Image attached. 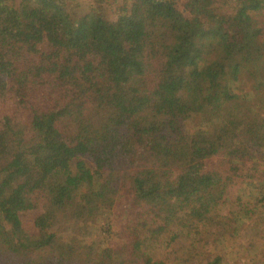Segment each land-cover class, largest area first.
<instances>
[{"label": "trees", "instance_id": "obj_1", "mask_svg": "<svg viewBox=\"0 0 264 264\" xmlns=\"http://www.w3.org/2000/svg\"><path fill=\"white\" fill-rule=\"evenodd\" d=\"M68 2L0 0V264H166L150 258L160 238L254 177L206 163L264 146V0ZM242 66L253 90L236 87ZM121 189L139 212L125 241L74 249ZM41 210L28 245L21 215Z\"/></svg>", "mask_w": 264, "mask_h": 264}, {"label": "rangeland", "instance_id": "obj_2", "mask_svg": "<svg viewBox=\"0 0 264 264\" xmlns=\"http://www.w3.org/2000/svg\"><path fill=\"white\" fill-rule=\"evenodd\" d=\"M69 6L84 13L87 9L88 0H69ZM178 3H181L178 1ZM183 9V5L179 6ZM256 14V15H255ZM253 15L256 23L264 31V10H260ZM115 18L117 15L115 14ZM205 62L198 64L203 67ZM245 66H242V69ZM242 78V84L237 88L253 90L254 83L251 74L247 69ZM259 92V91H258ZM261 92H264L263 90ZM261 94V93H260ZM255 91L251 93L253 100L256 99ZM145 115H140L144 119ZM262 118L264 116L260 115ZM148 119V118H147ZM191 131V130H189ZM231 162L240 165L238 169L243 175H253L252 179L246 180L243 184L231 187V195L226 203L213 207L202 219H194L184 232H180V237L176 240L160 238L155 249L150 255L151 259L167 260L166 264H208L216 257L222 259V264H264V146L262 148L251 147L241 140L235 148L220 149L218 154L210 159L206 164L214 171L226 175L231 168ZM177 172H179L177 170ZM236 177L235 172L230 173ZM116 178V177H115ZM121 182V181H120ZM239 183V182H238ZM77 199L83 203V199ZM129 196L124 190H118L115 204L110 207H103L96 211V215L91 218V223L86 226L77 239H73L77 234L64 231L59 234L61 241L72 240L77 242L74 249L84 251L83 246H94L105 248L103 245L115 247L125 241L122 231L132 218L133 214L138 217L139 212L128 210ZM170 208L173 209L172 205ZM45 212L33 211L22 214L24 229L27 232L28 245L40 242L37 237L35 221L38 216ZM141 221L149 224L146 216ZM147 225V224H146ZM171 227V231L178 234L180 229ZM80 231V229H76ZM109 231V232H108ZM79 233V232H78ZM50 234V233H49ZM108 237V240L106 238ZM42 256L48 254L44 251H34ZM33 256V255H32ZM59 256L58 251L53 253V257ZM76 264H78L76 262ZM138 264V263H137Z\"/></svg>", "mask_w": 264, "mask_h": 264}]
</instances>
